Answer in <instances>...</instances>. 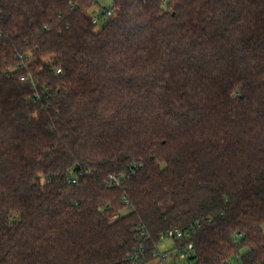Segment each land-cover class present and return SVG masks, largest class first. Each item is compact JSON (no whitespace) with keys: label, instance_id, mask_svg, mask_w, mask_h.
<instances>
[{"label":"trees","instance_id":"16d2710c","mask_svg":"<svg viewBox=\"0 0 264 264\" xmlns=\"http://www.w3.org/2000/svg\"><path fill=\"white\" fill-rule=\"evenodd\" d=\"M97 1L0 0V264H264V0Z\"/></svg>","mask_w":264,"mask_h":264},{"label":"built area","instance_id":"2783aa9c","mask_svg":"<svg viewBox=\"0 0 264 264\" xmlns=\"http://www.w3.org/2000/svg\"><path fill=\"white\" fill-rule=\"evenodd\" d=\"M167 1H168V0H164V2H167ZM111 14H112V12L109 10V11L107 12V15L110 16ZM99 21H100L99 18L94 17L93 22H94L95 24H98ZM56 71H57L58 73L61 72L60 69H57ZM21 81H23V82L32 81V77H31L30 74H26V75H24V76L21 77ZM110 180H111V185H112V186H114V187H120V186H121V182H122L121 179H119V178H117V177H114V176H111V177H110ZM71 182H72V183H76L77 180H76V179H73ZM117 219H118V215H113V216L110 218V221H116ZM201 225H202V224H201L200 222H198V223L195 224L194 226H191V227H189V228H185V229H183V228L180 229V228H173V227H171V228L167 231L166 234L161 235L160 240H161V241H164V240H166V239H174V240H176V241H182V240H185V239H186V240H189V239L192 237L193 233H194L196 230H198V229L201 228ZM156 247H157V250H156V252L154 253V255H155V256H156V257L162 262L161 264H171V263L169 262V257H171L172 254L175 255V256L178 255V259H177V260L182 261V260H184V259L187 257V255H188V253H184V252H188V251H192V250H193V244H192V243H189L186 247L175 248V249L173 250V253H172V254L169 253V252H167V251H165V252H161V251L158 250V246H156ZM175 258H177V257H175ZM171 260H172V258H171Z\"/></svg>","mask_w":264,"mask_h":264},{"label":"rangeland","instance_id":"374dc122","mask_svg":"<svg viewBox=\"0 0 264 264\" xmlns=\"http://www.w3.org/2000/svg\"><path fill=\"white\" fill-rule=\"evenodd\" d=\"M112 2H113V0H98L97 3L89 10V14H91L93 17H97V18H99V20H101V23L99 26H102L104 24V21L102 19L103 13H104L106 8L111 7ZM174 246H175V240L174 239H166L158 245V250L161 252L167 251L169 253H172V251H173L172 249L174 248ZM171 258L172 257H169V262L171 264H186L180 260L173 262L171 260ZM230 264H242L241 259L240 258H233L231 260Z\"/></svg>","mask_w":264,"mask_h":264}]
</instances>
